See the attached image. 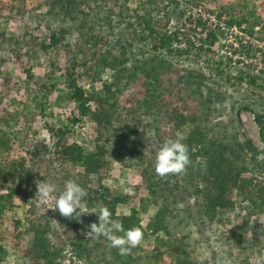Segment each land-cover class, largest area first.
Returning a JSON list of instances; mask_svg holds the SVG:
<instances>
[{
	"label": "rangeland",
	"instance_id": "374dc122",
	"mask_svg": "<svg viewBox=\"0 0 264 264\" xmlns=\"http://www.w3.org/2000/svg\"><path fill=\"white\" fill-rule=\"evenodd\" d=\"M48 1L0 0V110L9 119L8 123L1 121L0 128L11 145V149L2 150L0 156V244L4 249L0 264H29L30 260L24 256L23 250L33 246L36 231L47 234L49 247L54 252L58 251L61 264H97L101 260L103 264H165L164 259L172 263L175 258L167 254L171 248L162 243L171 237L179 244L184 242L189 246L195 264H264V212H254L251 202L240 198L234 209L220 212L216 220L208 221L202 213L206 224L203 234L199 232L191 214L200 215L197 202L201 205L204 199L197 191L198 186L199 189L204 188L203 183L198 182L197 173H184V182L191 188V204L195 206L191 211L184 206L172 178L168 175L160 177L155 173V150L164 140L172 138L174 126L167 122L164 113H160L163 110L150 108L146 104L147 100L152 102L154 96L170 97L181 92V96L187 99V95H191L190 107L193 110L200 107L199 110L203 112L200 117L210 137L233 143L236 138L241 141L250 138L261 151L257 160L260 165L263 163L264 168V144L255 120L257 113H264V83L262 80H258L257 84L250 82L251 76L264 77V0H201L202 11L195 4L192 6V3L181 2V9L187 15L202 13L208 17L207 9L217 14L226 8L235 18L247 16L242 29L217 24L218 20L211 16L209 24L216 26L218 35L215 53L211 56L160 54L159 59L166 58L176 67L200 70L205 85L201 94L199 90L189 91L177 82H173V86H163L154 80V75L146 77L143 71H139L135 78L127 79L132 74L133 61L136 59L144 64L152 52L146 49L145 55L139 53L145 43L139 37L142 34L136 15L149 9L146 0H94L86 6L82 21L68 23V27L73 28L66 33L59 47L45 49L43 43L62 24L48 14ZM159 2L161 8L170 5L168 11L176 9L175 5ZM124 5L127 9L124 18H121L120 6ZM155 15H159L158 12ZM178 15H173L171 29L178 23ZM83 21L86 22L84 27L80 26ZM66 23L63 22L64 25ZM98 35L103 36L104 41H99L95 50H88L91 40L95 41ZM126 41L132 43V51L138 55H125L121 45ZM81 47L87 51L86 57L82 55ZM94 52L99 55H94ZM122 55L123 59L126 56L125 67L130 70L125 72L127 77L122 78L121 87L116 90L119 119L114 124L117 127L135 124L138 133L124 141L115 138L113 143L108 144V167L104 178L99 180L100 175L87 176L85 168L62 163L57 158L58 138L53 134V129L66 127L72 130L70 138L83 146L86 153H94L97 144L94 125L88 119L84 118L85 122L78 123L73 121L79 111L72 91L57 67L61 66V59L78 57L84 60L88 57V62L92 64L104 56L113 58ZM79 71L83 70L79 68ZM29 72L35 75L36 80L45 83L47 90H39L29 80ZM97 72L101 77L96 81L97 87L101 88L106 81H113V70L103 64L99 65ZM239 77H244V80H239ZM78 82L84 89L93 88L87 76L78 77ZM10 113H14L11 118ZM178 131L185 138L189 128L184 126L176 133ZM42 144L50 148L46 154L50 163L47 167L38 165L33 153ZM147 148L149 151L145 153ZM20 165L30 179L23 184L21 194L10 199V191L18 184ZM247 166L251 169L246 175L262 176L264 180V170L251 161L250 156ZM148 175L149 182L146 181ZM36 179L42 182L47 179L52 183L55 179L60 186L58 192L63 190L67 180H74L85 189L87 195L90 185L95 187L101 182L114 197L121 195L126 199L116 205L119 215H130L133 207L139 206L138 199L146 197L148 210L141 214L145 227L165 203L168 208L164 224L171 233L162 230L157 234L143 235L141 244L133 248L131 254L122 256L104 237L86 235L91 223H99L98 216L92 210L106 206L101 201L89 204L86 195L83 199L85 207L76 219L82 226L80 232L88 241V247H96V254L92 259L79 257L72 245L65 241L66 238L60 236L65 233L66 225L59 222L56 211L48 210L54 205L30 202L36 196ZM151 182L155 183L156 198L148 187Z\"/></svg>",
	"mask_w": 264,
	"mask_h": 264
},
{
	"label": "trees",
	"instance_id": "16d2710c",
	"mask_svg": "<svg viewBox=\"0 0 264 264\" xmlns=\"http://www.w3.org/2000/svg\"><path fill=\"white\" fill-rule=\"evenodd\" d=\"M94 0H49L48 14L53 20L61 21V27L53 30L43 43V47L48 49L50 47H59V43L65 38L66 33H69L73 27H68L70 22L82 21L84 19L86 6L90 5ZM187 2L188 5L195 4L199 11H202L203 7L201 0H161L163 4L175 5L176 9L168 11L170 5L160 7L159 0H146V9L143 14L136 15V22L141 28L140 40L145 44L139 49L141 54L145 55V50H151V56L144 64H140L136 59L133 61V67L131 69L132 74L127 77L125 72H128L125 67L126 56L123 59V55L114 56L113 58H107L104 56L101 60L95 63H89L88 57L84 60H79L78 57H74L69 60L61 59V66L57 67V70L65 78V82L72 91V97L76 102L79 113L75 114L73 121L75 123L85 122L88 119L90 123L94 125V131L96 134V151L94 153H86L85 148L76 143L71 137L73 134L72 130L66 127L53 129V134L58 138L56 143V154L57 158H60L62 163L73 164L74 166H81L85 168V174L87 176L98 174L100 175L99 180L104 178L107 171V160L108 144L113 143L115 138H121V141L127 140L134 134L138 133V129L135 124L127 123L124 126H116L114 122L119 119L118 105L116 90L121 86L122 78L125 76L128 80L135 78L139 71H143L146 77H152L154 80L159 82L161 85L167 87L173 86V82L179 83L181 87L187 90L196 89L202 92L204 85V75L199 70L187 69L176 67L172 62L166 58L159 59L161 53L167 55H183L192 54L202 57L211 56L215 53L214 47L218 42V35L216 33V26L209 24L211 16L218 20L217 24L224 23L230 27H238L242 29L244 22H247V16L235 18L230 11L223 9L220 13L207 9L208 17L206 15H187L183 9H181V2ZM127 8L120 6V16L124 18L125 10ZM158 12L159 15H155ZM178 13V23L171 29V19L173 15ZM226 14V19H224ZM110 18V17H109ZM63 22H67L64 25ZM131 25L133 23H130ZM86 22L83 21L80 26L84 27ZM49 41V44H47ZM99 41L103 42L104 37H96V40H91V47L88 50H95ZM89 42V41H88ZM122 44V43H121ZM122 46V50L127 53L138 55L134 53L132 43L126 41ZM129 47V49H128ZM82 48V47H81ZM80 51L82 55L87 56V51L84 47ZM131 50V51H130ZM94 55H99L97 52ZM159 54V55H158ZM133 56V57H134ZM168 57V56H167ZM158 62V63H156ZM103 64L107 68L113 70V81H106L102 84V87H97L96 81L100 79V74L97 72L99 65ZM157 64V65H156ZM151 66V67H148ZM79 68L83 71L80 72ZM54 72V71H53ZM177 74V75H176ZM29 80L33 81L39 90L47 87L41 80H36L35 75L29 72ZM176 75V77H174ZM87 76L91 81L92 89H84L79 85L78 77ZM160 76V79H159ZM244 77L239 80L243 81ZM143 79V78H142ZM145 79H143L144 81ZM258 80H262L264 83V77L259 75L251 76L250 82L257 84ZM167 83V84H166ZM171 84V85H170ZM178 85V86H179ZM176 86V83H175ZM180 87V88H181ZM264 88V85H263ZM187 99L181 96V92L177 93L176 96H154L152 102L146 101V104L150 108H158L163 110L161 114H165L167 122L173 124L172 138L176 136L178 129L187 126L189 128L188 135L183 139V143L188 146L189 156L191 164L187 167V172L197 173L199 183H203L204 188L199 189L197 187L198 194L203 196V203L200 205V215L191 213L193 215V221L198 225L199 232L204 234L205 222L202 213L208 218V221L217 219L220 212L226 209H234L237 204V200L241 198L242 201L249 200L251 202L252 210L254 212H264V180L262 176H254L252 174L246 175L250 172L247 166V158L250 156L251 161L253 160L256 164L263 168V163L258 162V155L261 153L260 149L254 144L250 138H245L243 141L236 138L235 142L226 141V139L212 138L203 121L200 114L203 112L199 110H193L190 107L189 99L191 95H187ZM210 102V99H208ZM94 103L92 106L91 103ZM154 103V105H153ZM205 103V102H204ZM206 104V103H205ZM248 110L251 107H247ZM14 113H10V118ZM5 121L8 123L7 115L4 111L0 110V122ZM255 120L260 127V137L264 144V113H257ZM4 131L0 128V156L2 150L11 149L9 140L5 137ZM158 149L155 150V153ZM50 148L46 144L37 146L34 150V156L36 157L37 164L40 166L47 167L49 161L46 159V154L49 153ZM243 156V158H242ZM155 158V154H154ZM240 160H243L242 162ZM240 162V164H238ZM254 166V165H253ZM256 167V166H255ZM148 172V170L146 171ZM255 172V169H252ZM184 173L182 174H169L172 178L173 186L178 190V194L184 201V206L188 211L195 208L191 204V193L189 185L184 182ZM190 174V173H188ZM30 175L26 173L24 167L20 165V173L18 184L12 191H10V199L14 195L21 194L23 191V184L29 181ZM146 179V178H145ZM149 175L147 177V182ZM171 179L168 180L170 182ZM171 181V182H172ZM53 183L58 188L59 184L54 179ZM96 187V188H95ZM90 185L89 193L87 195V202L90 204L94 201H101L103 204L108 206L112 212L113 219H119L125 230L132 227L138 226L141 228L143 235L157 234L162 230L170 234L167 226L164 224L166 209L168 206L164 203L160 206L158 212L153 219H150L146 227L142 223V213H146L148 210L146 197L138 199V207H133L130 215H116V205L120 202H125V198L121 195L114 197L110 192V189L104 187L101 182L98 185ZM149 190L154 198H156L157 192L155 191V183L151 182L148 185ZM177 194V196H178ZM113 197V198H112ZM157 202V199H155ZM167 201V200H166ZM0 212L2 209L0 208ZM59 222L66 225L65 233L60 236H64L73 249L78 252L79 257H85L92 259L94 257L96 247H88V241L81 234V224L77 222L75 218H65L59 211H56ZM45 232L36 231L35 241L33 246L29 249L23 250V254L30 260L29 264H61L58 261V251H53L52 247H49V240L46 237ZM163 244L169 245L171 251L168 254L169 257H174L175 261L169 263L167 259H164L165 264H195L192 259L189 246L172 237L163 240ZM241 244V243H239ZM239 246V245H238ZM4 249L0 244V260L3 259ZM97 256V255H96ZM95 256V257H96ZM105 260V259H103ZM104 261H100L97 264H103ZM96 263V262H95Z\"/></svg>",
	"mask_w": 264,
	"mask_h": 264
},
{
	"label": "clouds",
	"instance_id": "9594fccd",
	"mask_svg": "<svg viewBox=\"0 0 264 264\" xmlns=\"http://www.w3.org/2000/svg\"><path fill=\"white\" fill-rule=\"evenodd\" d=\"M184 137L181 132H177L175 138L164 140L162 145L155 153L154 169L155 173L160 177L169 174H182L191 164L188 146L183 143ZM149 148L145 151L148 152ZM41 176H44L40 173ZM37 192L35 202L38 205L47 206L53 211L59 213L65 218H79L85 207L83 203L87 192L74 180H67L62 191L57 192V186L49 180H34ZM79 210V211H77ZM92 213L98 216L99 223H91L89 231L86 233L88 237H104L110 242L111 247L118 249L119 254L129 255L133 248L139 246L143 240V232L140 227L135 226L125 230L119 219H113L112 212L107 206L94 208ZM119 216V212L116 213ZM54 222H57L53 220ZM118 233H122L119 235Z\"/></svg>",
	"mask_w": 264,
	"mask_h": 264
}]
</instances>
